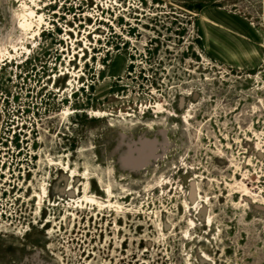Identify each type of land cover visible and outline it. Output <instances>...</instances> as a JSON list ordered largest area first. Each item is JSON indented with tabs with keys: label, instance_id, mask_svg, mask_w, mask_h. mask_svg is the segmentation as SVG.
<instances>
[{
	"label": "rangeland",
	"instance_id": "374dc122",
	"mask_svg": "<svg viewBox=\"0 0 264 264\" xmlns=\"http://www.w3.org/2000/svg\"><path fill=\"white\" fill-rule=\"evenodd\" d=\"M0 264H264V0H0Z\"/></svg>",
	"mask_w": 264,
	"mask_h": 264
},
{
	"label": "bare ground",
	"instance_id": "6f19581e",
	"mask_svg": "<svg viewBox=\"0 0 264 264\" xmlns=\"http://www.w3.org/2000/svg\"><path fill=\"white\" fill-rule=\"evenodd\" d=\"M247 192V191H246ZM209 223V222H208Z\"/></svg>",
	"mask_w": 264,
	"mask_h": 264
}]
</instances>
